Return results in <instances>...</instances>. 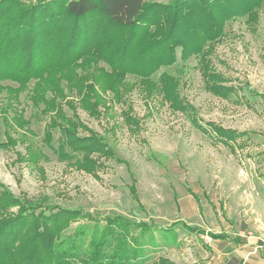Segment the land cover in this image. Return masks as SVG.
<instances>
[{"label":"rangeland","instance_id":"1","mask_svg":"<svg viewBox=\"0 0 264 264\" xmlns=\"http://www.w3.org/2000/svg\"><path fill=\"white\" fill-rule=\"evenodd\" d=\"M24 1L35 4L38 0ZM147 2L168 4L171 0ZM208 59L226 79L224 85L234 88L228 98L207 88L201 58L184 61L180 49L177 61L153 76L158 81L167 72L179 78V94L193 107L189 113L174 110L164 94L154 92L150 97L141 78L132 75L126 78L131 89L121 102L98 84L100 97L92 98L89 105L82 94H68L66 100L75 109L65 103L64 109L86 127L80 135L95 131L115 152L112 158L101 157L102 167L96 174L58 159L43 141L45 119L31 107L28 94L22 93L17 114L23 113L29 121L24 129L15 126V112L8 113L13 126L9 129L0 113L3 129L16 141L7 148L0 146V183L15 196L82 210L95 218L121 215L162 227L180 221L205 231L200 235L177 226L175 240L158 236L156 247H146L142 264H159L160 258L175 264H238L254 243L264 241V7L256 21L242 17L227 23ZM100 66L110 71L105 63ZM88 82L93 84L92 79ZM0 84L19 86L10 81ZM8 103L13 104L11 94L0 92V109ZM92 103L97 104L99 116L91 114L88 106ZM127 116L137 123H127ZM194 120L206 130L197 128ZM209 123L240 136L230 144L221 143ZM31 141L46 154L37 167L28 154ZM89 222L94 221L80 219L64 234ZM222 232L250 245L222 244L209 236Z\"/></svg>","mask_w":264,"mask_h":264},{"label":"trees","instance_id":"2","mask_svg":"<svg viewBox=\"0 0 264 264\" xmlns=\"http://www.w3.org/2000/svg\"><path fill=\"white\" fill-rule=\"evenodd\" d=\"M264 0H171L168 4L147 0H0V81H10L13 104L0 109L8 129L11 111L15 126L24 129L29 121L17 114L19 96L26 92L31 107L46 121L44 143L68 165L96 174L101 157L112 158L113 148L95 131L86 129L76 115L68 117L64 103L74 110L68 94L77 92L90 104L100 95L95 88L113 92L121 102L131 89L129 75L141 78L150 97L164 94L172 108L189 113L193 107L181 98L180 80L167 72L153 76L163 67L193 56L201 58L207 88L216 96L228 98L234 91L217 73L208 57L225 34L227 23L242 17L256 21ZM105 63L110 71L101 67ZM93 84H89V80ZM34 81V86L30 82ZM87 105V106H88ZM99 116L97 104L88 106ZM127 123L137 122L127 116ZM200 130H206L196 120ZM215 139L230 144L240 136L235 130L208 124ZM0 123V146L16 141ZM58 137L55 140V135ZM24 137V136H23ZM5 138V141H2ZM32 166L46 159L35 142L28 146ZM93 155H98L96 158ZM0 264H142L148 245L156 247L157 237L175 240L177 226L204 235L205 231L174 222L169 227L126 218L121 215L95 218L82 210L50 206L15 196L0 183ZM12 208L17 211L10 212ZM48 210L49 212L47 213ZM54 210H56L54 212ZM88 218L74 232H64L74 222ZM222 244L241 243L226 232L209 235ZM159 264H175L160 258Z\"/></svg>","mask_w":264,"mask_h":264},{"label":"crops","instance_id":"3","mask_svg":"<svg viewBox=\"0 0 264 264\" xmlns=\"http://www.w3.org/2000/svg\"><path fill=\"white\" fill-rule=\"evenodd\" d=\"M230 243H227V245ZM234 244V243H231ZM246 247L250 245V241L241 240V245ZM226 248L227 246L224 245ZM251 251L247 253L246 256L242 257V259L238 260V264H264V241L263 243H254L251 247Z\"/></svg>","mask_w":264,"mask_h":264}]
</instances>
